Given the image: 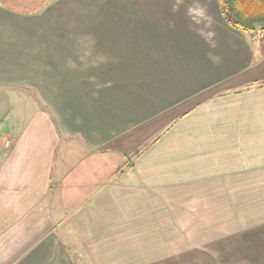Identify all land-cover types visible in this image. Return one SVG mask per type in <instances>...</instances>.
<instances>
[{"label": "crops", "instance_id": "1", "mask_svg": "<svg viewBox=\"0 0 264 264\" xmlns=\"http://www.w3.org/2000/svg\"><path fill=\"white\" fill-rule=\"evenodd\" d=\"M0 86L34 104L0 134V264H154L264 212V37L217 0L0 5Z\"/></svg>", "mask_w": 264, "mask_h": 264}, {"label": "rangeland", "instance_id": "2", "mask_svg": "<svg viewBox=\"0 0 264 264\" xmlns=\"http://www.w3.org/2000/svg\"><path fill=\"white\" fill-rule=\"evenodd\" d=\"M52 0H0V5L16 12H36ZM34 109L28 99L19 97L7 87L0 86V134L7 122L10 127ZM19 125L20 121H19ZM264 205H257L262 207ZM223 213L228 227L181 229L182 242L165 253L154 264H264V212ZM216 215V214H215ZM206 216V215H205ZM206 219V218H205ZM201 222L206 225L216 223ZM218 223V221H217ZM196 241V242H194ZM172 248V245L169 246ZM167 251V245L164 247Z\"/></svg>", "mask_w": 264, "mask_h": 264}, {"label": "trees", "instance_id": "3", "mask_svg": "<svg viewBox=\"0 0 264 264\" xmlns=\"http://www.w3.org/2000/svg\"><path fill=\"white\" fill-rule=\"evenodd\" d=\"M226 24L239 32L264 37V0H217ZM56 130H59L56 126ZM140 152L137 151L136 155ZM130 167V166H129ZM124 171H118L122 174Z\"/></svg>", "mask_w": 264, "mask_h": 264}]
</instances>
